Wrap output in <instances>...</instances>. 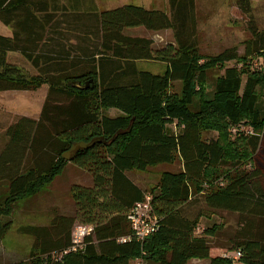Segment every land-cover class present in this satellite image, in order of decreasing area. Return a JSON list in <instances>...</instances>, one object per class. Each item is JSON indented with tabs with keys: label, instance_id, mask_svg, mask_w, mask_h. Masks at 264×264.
<instances>
[{
	"label": "trees",
	"instance_id": "16d2710c",
	"mask_svg": "<svg viewBox=\"0 0 264 264\" xmlns=\"http://www.w3.org/2000/svg\"><path fill=\"white\" fill-rule=\"evenodd\" d=\"M236 1L250 23L249 0ZM168 4L166 15L132 4L99 12L93 0H0V21L13 32L0 35V92L48 87L39 118L18 117L6 130L0 239L10 228L3 219L14 203L62 173L69 162L62 155L73 143L91 144L70 161L92 180L90 187H71L75 214L55 216L43 227H20L33 244L27 263L12 264H130L136 258L144 264H264V34L250 25L243 55L231 48L203 57L195 0ZM138 27L170 30L174 45L153 50L151 40L124 34ZM12 51L34 71L9 63ZM138 61L160 62L165 70L143 71ZM229 62L235 65L227 67ZM217 69L223 73L208 84V73ZM77 82L88 88L73 87ZM173 82L181 83L179 95L168 93ZM108 109L120 115H104ZM238 126L252 133L232 137ZM204 132L217 136L205 141ZM176 155L182 169L161 173L149 192L126 176L171 164ZM146 196L157 229L139 242L126 212ZM214 211L237 215L222 257H210L221 225L208 221L212 225L196 235ZM76 224L92 227L83 250L57 259L70 247Z\"/></svg>",
	"mask_w": 264,
	"mask_h": 264
},
{
	"label": "rangeland",
	"instance_id": "374dc122",
	"mask_svg": "<svg viewBox=\"0 0 264 264\" xmlns=\"http://www.w3.org/2000/svg\"><path fill=\"white\" fill-rule=\"evenodd\" d=\"M93 2L99 12L112 10L113 7H120L122 4H132L146 10H157L166 15L169 14L168 0H93ZM248 2L250 5L251 24L248 21H243L236 0H195L197 40L200 55L203 57L215 56L226 49L235 48L237 54L240 56L244 53V42L251 38L248 30L250 25L254 26L258 32L264 34V0H249ZM137 30L135 35L138 36L136 37L151 40L153 50H160L169 44L174 45L173 35L170 30L157 32L147 31L144 28ZM258 64L260 65L259 62ZM234 65V62L226 63L227 67H233ZM26 66L24 64L20 68L26 70L24 68ZM138 66L143 71L158 75L162 74L165 70L164 64L154 61H142ZM251 67L255 69L254 65ZM28 72H32V69ZM222 73L223 71L218 69L210 71L208 73V84L212 85L214 79ZM210 90L209 87L207 90L208 94H211ZM180 91V82H173L168 89L169 94L179 95ZM44 93V91H32L31 93L23 94L9 93L0 95V102L5 103L9 109H16L24 114H32L33 118L38 119L46 97ZM103 113L109 117L120 115V112L116 109L104 110ZM7 128L8 126L0 127V148L4 145ZM236 132L249 135L252 133V130L244 126H238L232 129L231 136L234 137L233 134ZM216 136V132L202 133V139L205 141L215 139ZM261 157L264 158V154ZM181 169V162L176 155L171 164L162 163L149 166L145 171L127 172L126 176L136 186L145 192H149L156 185L161 173L177 172ZM73 185L90 187L92 180L87 172L80 170L68 162L62 173L55 177L48 185L34 195L25 196L14 203L10 214L7 218L3 219L10 224V228L3 239H0V264L28 262L33 238L21 234L19 232L20 227H43L49 225L55 216H73L75 214L74 203L70 195V189ZM5 193H7V183L0 182V198H3ZM207 218V221L202 220L198 227L212 225V223L221 225L222 228L217 233V239L212 243V247H215L213 249L217 250L215 254L220 255L227 251L225 246L227 245L228 238L235 232L237 215L235 213L214 211L209 212ZM194 260L202 261L206 259H191L188 261V264H195Z\"/></svg>",
	"mask_w": 264,
	"mask_h": 264
},
{
	"label": "built area",
	"instance_id": "2783aa9c",
	"mask_svg": "<svg viewBox=\"0 0 264 264\" xmlns=\"http://www.w3.org/2000/svg\"><path fill=\"white\" fill-rule=\"evenodd\" d=\"M126 220L130 228L131 236L139 241L143 242L148 237L156 232V218L152 214L150 205V197L146 196L141 202L133 204L126 212ZM92 227L90 225L76 224L71 233V245L63 251L57 259L65 256L69 253H76L83 250L84 238L90 235ZM144 255V254H143ZM235 258L239 257V252H236ZM130 264H144L142 258H136L130 262Z\"/></svg>",
	"mask_w": 264,
	"mask_h": 264
},
{
	"label": "crops",
	"instance_id": "0c3cea01",
	"mask_svg": "<svg viewBox=\"0 0 264 264\" xmlns=\"http://www.w3.org/2000/svg\"><path fill=\"white\" fill-rule=\"evenodd\" d=\"M123 5L124 4H122L121 6H123ZM95 7H96V10L98 11V8H97L96 5H95ZM118 7L119 6H115V7H113V9L114 8H118ZM141 28L142 27L126 29V30H124L125 31L124 33L127 36L136 37V36H138V35H135V33L138 31L137 29H141ZM12 33L13 32H12L11 25L3 24L0 21V35L4 36V37H12ZM137 34H139V33H137ZM6 59H7V61L9 63L14 64V65L19 66V67L24 66V64L27 65L26 67H24L26 69V71H30V69H32L31 65L26 61V59L22 56V54L17 52V51L7 52ZM141 62L142 61H138L136 63L138 68H139L138 64H140ZM35 91H39V92L44 91L45 92L44 94L46 95L47 91H48V87H47V85H43L39 89H37ZM31 92L30 91H22V92H19V91H2V92H0V95H6V94H9V93H20V94H23V93H31ZM18 117H31V118H33L34 116L32 114L21 113V112L17 111L16 109H12V108L9 109V107H7L5 105V103L0 102V127H2V126H10L12 123L15 122L16 118H18ZM110 117H114V116H110ZM2 121H3V123H2ZM1 142H2V140H1ZM0 150H1V148H0ZM127 178L130 179L128 176H127ZM201 222H202V220L200 221L199 224H201ZM203 224H204V222H203ZM203 227H204V225H202V227L197 229L196 235L200 234V232L202 231ZM215 251H217V250H215L213 248L210 250V257H216V256L222 257V256H224L227 253V252H223L220 255H216ZM195 262L199 263V264H209V259L202 260V261L194 260V263Z\"/></svg>",
	"mask_w": 264,
	"mask_h": 264
},
{
	"label": "water",
	"instance_id": "95a60500",
	"mask_svg": "<svg viewBox=\"0 0 264 264\" xmlns=\"http://www.w3.org/2000/svg\"><path fill=\"white\" fill-rule=\"evenodd\" d=\"M73 87H76L78 89H87L88 87V83H86L84 86L80 85V83H73L72 84ZM91 147V144H86L84 142H76V143H73L70 150L67 151L66 153H64L62 155V158L66 161H71L73 159V156L81 149H86V148H89Z\"/></svg>",
	"mask_w": 264,
	"mask_h": 264
}]
</instances>
